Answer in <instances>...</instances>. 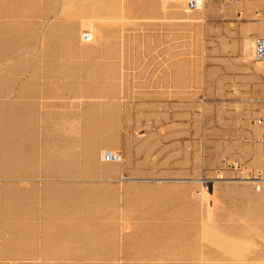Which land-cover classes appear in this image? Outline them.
Returning a JSON list of instances; mask_svg holds the SVG:
<instances>
[{
	"label": "rangeland",
	"instance_id": "1",
	"mask_svg": "<svg viewBox=\"0 0 264 264\" xmlns=\"http://www.w3.org/2000/svg\"><path fill=\"white\" fill-rule=\"evenodd\" d=\"M34 34L42 47L73 50L81 43L96 52L91 80L115 96L91 106L107 116L108 138H118L116 148L100 150V160L106 151H120L119 162L134 163V178L185 179V206L171 201L166 244H145L134 234L113 255L76 251L83 258L67 259L60 251L58 259L39 261L264 264V223L219 193L245 184L234 182L244 166L254 172L264 163L262 129L254 122L264 115V63L245 46L264 36V0H196L189 12L179 0H0V127L12 108L2 96L3 81L18 80V51L34 44ZM140 199L146 208L150 199ZM179 209L186 234L197 242L186 249H174Z\"/></svg>",
	"mask_w": 264,
	"mask_h": 264
},
{
	"label": "crops",
	"instance_id": "2",
	"mask_svg": "<svg viewBox=\"0 0 264 264\" xmlns=\"http://www.w3.org/2000/svg\"><path fill=\"white\" fill-rule=\"evenodd\" d=\"M31 36L34 44L18 51V80L2 84L12 108L0 127V264H44L39 260L58 259L60 251L67 259H81L76 251L89 250L109 256L124 236L134 241V234L145 244H166L171 201L185 206V179L134 178V163L100 160V150L116 148L118 138H108L107 116L91 106L107 105L115 96L91 80L96 52L81 43L73 50L42 47V37ZM20 40L26 41L23 35ZM262 190L241 184L219 193L235 199L250 220L264 223ZM142 196L150 199L146 208L139 206ZM174 212V249H186L197 242L186 234L185 211Z\"/></svg>",
	"mask_w": 264,
	"mask_h": 264
},
{
	"label": "built area",
	"instance_id": "3",
	"mask_svg": "<svg viewBox=\"0 0 264 264\" xmlns=\"http://www.w3.org/2000/svg\"><path fill=\"white\" fill-rule=\"evenodd\" d=\"M173 1V0H170ZM183 5L184 12H189L196 6V0H179ZM87 37V35H85ZM253 58L255 61L264 62V36H257L253 39ZM255 124L262 129V134L260 136V143L264 154V115L254 118ZM104 158L106 161L119 162L122 158V152L120 151H106L104 153ZM250 175L254 178L255 184L254 188L259 190L264 184V165L261 169L257 171L250 172Z\"/></svg>",
	"mask_w": 264,
	"mask_h": 264
},
{
	"label": "bare ground",
	"instance_id": "4",
	"mask_svg": "<svg viewBox=\"0 0 264 264\" xmlns=\"http://www.w3.org/2000/svg\"><path fill=\"white\" fill-rule=\"evenodd\" d=\"M257 37V36H256ZM255 38V37H254ZM246 44H247V49H248V51H250V52H252V59H254L253 58V40H252V44H251V42L250 41H247V43H245V46H246ZM249 53V52H248ZM249 55V54H248ZM256 63H262V62H256ZM264 63V62H263ZM260 141V136H259V138H258V144H259V148H260V152H261V156H262V158H263V160H264V154H263V149H262V146H261V143L259 142ZM122 159V158H121ZM104 160H105V158H104ZM263 165H264V163H263ZM263 165L261 166V167H259L258 169H261L262 167H263ZM242 172H241V174H242V176H241V180L240 181H234V182H241V183H245V185H250V186H253L254 187V184H255V181H254V178L250 175V172H252V171H250L251 170V168H249V167H247V166H244L243 168H242ZM257 171V170H256ZM218 178H222L223 179V176L221 175V174H219V176H218ZM224 182H227V181H224ZM264 185V184H263ZM255 189V188H254ZM263 189V188H262ZM261 188L259 189V190H256L255 189V191L256 192H260L261 190H262Z\"/></svg>",
	"mask_w": 264,
	"mask_h": 264
}]
</instances>
